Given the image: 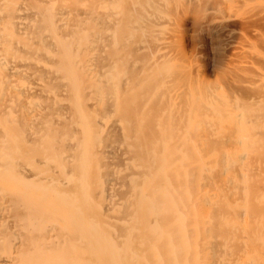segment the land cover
Here are the masks:
<instances>
[{"label": "bare ground", "instance_id": "6f19581e", "mask_svg": "<svg viewBox=\"0 0 264 264\" xmlns=\"http://www.w3.org/2000/svg\"><path fill=\"white\" fill-rule=\"evenodd\" d=\"M175 1L0 0V264H264V97L189 80Z\"/></svg>", "mask_w": 264, "mask_h": 264}, {"label": "rangeland", "instance_id": "374dc122", "mask_svg": "<svg viewBox=\"0 0 264 264\" xmlns=\"http://www.w3.org/2000/svg\"><path fill=\"white\" fill-rule=\"evenodd\" d=\"M180 2V0H177V1H175V2ZM183 1V0H182ZM184 1H186V0H184ZM202 1V0H201ZM200 1V3H203L204 1H202L201 2ZM206 1V0H205ZM211 1V2H210ZM212 1H214V0H209V2L210 3H212ZM172 2H174V0H172ZM179 2L178 3H176V5H178L179 4ZM187 2V1H186ZM185 2V3H186ZM207 2V1H206ZM208 2V3H209ZM181 4H183L184 2H180ZM188 4L190 3V2H187ZM172 4V3H171ZM175 3H173V5H174ZM184 5H187V4H184ZM190 5L192 6V4L190 3ZM202 5V4H201ZM209 4H204V5H202L203 7L205 6V8L208 6ZM212 6H208L207 7V9H206V11H205V8H204V11H202L203 10V8H200V10H201V12H202V14H203V12H206V13H204V15H203V18L200 16V22H201V24H200V22L198 21V23H197V19L196 20H194V18H196V16H195V13H194V15H193V12H196V10H193L192 9V7H190V6H188L187 5V7H189L188 8V10H186V9H183V8H185V7H182L181 5H179V7L181 8H179L178 6L176 7V8H178V9H176V13L174 12L175 10H174V6H172L171 7V11H170V13H169V15L167 16L166 15V13H168L167 11H165V15L167 16V17H169L168 19L170 20V17H171V15H172V17H171V20L172 21H169L168 23L169 24H166V25H171L174 21H175V19L177 18V16H178V20H176L174 23V26L175 27H173V24L170 26L171 28H169L167 31H170L168 34L170 35V36H168V34H166V36H164V34L165 33H160V35H162L163 36V39H167L168 37H171L172 36V33H173V36L175 35V33L174 32H176L177 34L174 36L175 38H177L178 37V40H177V42L176 41H174L175 39L173 38H168L167 40H165V41H167V43H169V41L170 42H172L173 44H171V43H169V44H171L169 47H173L174 46V50H175V53L177 54V52L179 51V52H181L180 51V49L182 50V52L181 53H184V56L185 57H182L181 58V56H182V54H180V53H178L177 54V58L175 59V60H179L178 59V55H179V58L181 59V61L182 62H180V63H183V61L186 59V61L188 62V60L190 59L191 60V62H190V60H189V64H191V63H193V65H191V67H190V69H188L189 67L187 66V68H186V66L185 65H187V62L185 61L184 63L185 64H183V67L181 66V64H178V65H180V67H182L183 69H187L188 71H185V72H190L191 70V72L190 73H192L193 71H194V73H192L191 75H190V79L189 80H191V81H193L194 83L196 82V80H198V79H204L205 77H206V79H208L209 81H206V80H204V81H206V83L207 82H211L210 84L211 85H213V86H215L217 89V91L219 92V94H218V98L219 99H224V100H226L227 98L229 99V101L231 102H233L234 101V107L236 108L234 111H239L238 109L240 108V110H244L245 109V106H246V104H247V102H246V104H245V100H247L248 98L247 97H249L248 95L250 94V93H254V91H255V94L253 95V93H252V97L253 96H255L256 94L257 95H262V96H258V97H260L259 99H261L262 97H264V94H262L263 93V90H264V87H263V82H262V78H260V77H262V76H260V74H256L257 72L259 73H261V72H263L264 73V69H262L263 68V66L261 65L262 63L264 64V57H262V56H264V55H259L260 53H262V52H264L263 50H264V0H216V2H214V4L212 3L211 4ZM214 5V6H213ZM194 6V5H193ZM199 7H200V5H198ZM194 7H196V6H194ZM196 9V8H195ZM173 10V11H172ZM182 11V13H183V15H182V13H180L181 11ZM187 12H186V11ZM189 10H191V11H193V12H189ZM199 10V8L197 9V15H200V14H198V12H200V11H198ZM178 11H180V12H178ZM180 13V14H179ZM186 13V14H185ZM185 14V15H184ZM190 14V15H189ZM192 14V15H191ZM211 16H210V15ZM173 15H175V16H173ZM177 15V16H176ZM180 15H181V17H182V19L180 18ZM209 15V16H208ZM165 16V17H166ZM195 16V17H194ZM206 16V17H205ZM209 17V19L212 21V23L210 22V20L208 19V17ZM167 17H166V19H167ZM174 17V18H173ZM186 17V18H185ZM189 17V18H188ZM205 17V18H204ZM211 17V18H210ZM191 18H193L192 19V21H191ZM198 18V17H197ZM202 18V19H201ZM163 19V21H164V18H162ZM168 19L167 20H165V21H168ZM174 19V20H173ZM198 19V20H199ZM209 20V22L210 23H208V20ZM139 21H141L142 19L140 18V19H138ZM180 20V21H179ZM177 21H179V23L177 22ZM182 21H184V22H182ZM190 21V22H189ZM193 21H196V24H197V26H196V29H195V25H192L193 24ZM191 22H192V24H191ZM164 23V22H163ZM166 23V22H165ZM176 23H178L180 26H178V24H176ZM182 23H184V24H182ZM186 23V24H185ZM189 23V24H188ZM206 23V24H205ZM192 25V27H194V28H192L191 27V25ZM195 24V23H194ZM198 24H200V28H199V25ZM203 24V25H202ZM218 25V27H216V28H214L215 26H217ZM163 25V27H162V32H164V28H165V26H164V24H162ZM206 25H209V27L210 26H212L213 27V31L214 32H212V33H209L208 32V30L207 29H205L206 27H208V26H206ZM222 25V26H221ZM184 26H186V27H184ZM220 26V27H219ZM183 27V28H182ZM188 27V28H187ZM203 29H202V28ZM167 28V27H166ZM178 28H180V31L179 30H177ZM185 28V29H184ZM190 28V29H189ZM198 28H199V30H198ZM222 28V29H221ZM164 29V30H163ZM192 29H194V30H192ZM215 29V30H214ZM217 29H219V30H217ZM190 30V31H189ZM196 30V31H195ZM206 30V31H205ZM173 31V32H172ZM178 31H179V34L180 33H182L183 34V36H182V34L180 35L181 37H179V34H178ZM183 31V32H182ZM191 31H192V34L190 35V33H191ZM194 31H195V33H194ZM197 31H198V34H197ZM217 33H216V32ZM165 32H166V30H165ZM187 32H188V34H187ZM194 33V34H193ZM201 33V34H200ZM209 33V34H208ZM197 34V36H195ZM215 35V36H214ZM199 36V37H198ZM202 36V37H201ZM217 36V37H216ZM167 37V38H166ZM181 39V41H180V39ZM191 38V39H190ZM217 38V39H216ZM171 39H172V41H171ZM194 39H195V41L196 40H198V41H196L197 43H193V42H195L194 41ZM183 40V41H182ZM212 40V41H211ZM216 40V41H215ZM219 41V42H218ZM221 41V42H220ZM178 42H180V43H178ZM193 44H192V43ZM176 43H177V45H179L178 47H177V45H176ZM219 43V44H218ZM168 44V45H169ZM175 44V45H174ZM213 44V45H212ZM221 44V45H220ZM192 46V47H191ZM180 47V49L178 50V49H176V48H179ZM217 47V48H216ZM221 47V48H220ZM220 49H222V50H220ZM254 49V50H253ZM256 49H257V51H260V52H255L254 53V51H256ZM178 50V51H177ZM199 50V51H198ZM216 50V51H215ZM223 51V52H222ZM250 52V53H249ZM252 52V53H251ZM254 53V54H253ZM259 53V54H258ZM249 54L251 55V57L249 56ZM258 56H257V55ZM264 54V53H263ZM138 56H139V54H137ZM213 55V56H212ZM237 55V56H236ZM254 57H253V56ZM187 56V57H186ZM219 56V57H218ZM222 56H223V58H222ZM214 57H215V59H214ZM216 57H218L219 58V62L218 63H220L221 62V60H222V62L220 63V65L217 63V65H216V60L218 59V58H216ZM252 57H253V60H252ZM255 57H260L259 59H261V63H259V61H258V59L257 58H255ZM184 58V59H183ZM188 59V60H187ZM209 59H212L211 61L209 60ZM221 59V60H220ZM224 59V60H223ZM249 59H251V60H249ZM193 60V61H192ZM207 60V61H206ZM209 60V61H208ZM180 61V60H179ZM178 61V62H179ZM213 61V62H212ZM248 61H251L252 62V64H255V66H248V65H250V64H247V65H245L246 63H250V62H248ZM215 62V63H214ZM254 62V63H253ZM175 63H176V61H175ZM212 63V64H211ZM245 63V64H244ZM194 64H196V65H194ZM199 65V67H198V65ZM251 64V65H252ZM257 64H258V69L256 68H254V67H256L257 66ZM259 64L261 65V66H259ZM207 65V66H206ZM212 65H213V67H212ZM214 65H215V68H214ZM245 65V66H244ZM193 66V67H192ZM198 67V69H196L197 67ZM235 66H237V67H235ZM238 66H241V67H243V68H241V67H238ZM194 67H195V69H194ZM234 67H235V69H234ZM244 67H246L247 68V70H243V69H246V68H244ZM262 67V68H261ZM238 68H241V69H238ZM263 70H261V69ZM185 69V70H186ZM194 69V70H193ZM215 69V70H214ZM190 70V71H189ZM198 71V72H196V71ZM202 70V71H201ZM241 70V72H239ZM248 70H250V72L248 73L247 71ZM201 71V72H200ZM212 71V72H211ZM242 71H245V72H242ZM251 71L254 73V74H256V75H254L253 73H251ZM239 72V73H238ZM246 72H247V74H246ZM195 73H197V76H196V74ZM201 73V74H200ZM238 73V74H237ZM188 73H186V75H187ZM195 75V78L196 77H198V79H195L194 77H192V75ZM232 74H234V76L232 75ZM238 75V77H237V75ZM249 74H250V76H249ZM189 75V74H188ZM187 75V76H188ZM193 75V76H194ZM199 75V76H198ZM200 75H201V77H200ZM244 77H247V78H243V76ZM204 76V77H203ZM225 76V77H224ZM227 76V77H226ZM230 76H231V78L233 79V77L235 78V76L238 78V80H237V78H235V81H234V79L232 80V81H229L228 80V78H230ZM240 76V77H239ZM251 78L250 80H249V77ZM258 76H259V78H258ZM253 77V78H252ZM192 78V79H191ZM193 78L195 79V81L193 80ZM258 78V79H257ZM228 80V82L227 81H225V82H223V80ZM246 79H248L249 81H250V83H251V80H253L254 81V85L253 84H248L247 82H248V80H246ZM257 79V80H256ZM260 79V80H259ZM231 80V79H230ZM238 81H240V82H238ZM245 81H247V82H245ZM258 81V83H256ZM260 81V82H259ZM217 82V83H216ZM230 82H231V84H230ZM232 82H234L233 84H232ZM235 82H237V83H235ZM262 82V83H261ZM222 83V84H221ZM226 83V84H225ZM219 84V85H218ZM261 84V85H260ZM217 85V86H216ZM235 85H237V86H235ZM249 85H253L252 87L254 88V90L252 91V92H249V91H247V93H249V94H247V93H242L241 91L243 90H240V88H241V86L242 87H246V86H249ZM257 85V86H256ZM229 86V87H228ZM233 86H235V87H233ZM237 87V88H236ZM234 88H235V90H234ZM232 89V90H231ZM263 89V90H262ZM221 90H223V91H221ZM246 90V89H245ZM262 90V91H261ZM241 92V93H240ZM262 92V93H261ZM237 94V95H236ZM245 94L247 95V96H245ZM250 96H251V94H250ZM254 99H256L257 101L259 100L258 98H256V96L255 97H253ZM237 99V100H236ZM244 100V101H243ZM255 100V101H256ZM247 101H249V100H247ZM256 101V102H257ZM263 101V102H262ZM242 102V103H241ZM244 102V103H243ZM255 102V103H256ZM235 103H238L239 105H236ZM252 103V102H251ZM254 103V104H255ZM259 103H262V105L264 106V99L263 100H260L259 101ZM242 104H245V106L244 107H242ZM256 104H258V102L256 103ZM261 105V104H260ZM239 106V107H238ZM249 106H251V104H249ZM252 106H255V105H253V103H252ZM256 106H258V105H256ZM263 106H261L260 107V110H261V112L264 110V108H262ZM247 107V106H246ZM248 108V107H247ZM251 107H249V109H250ZM259 108V107H258ZM252 109L254 110V108L252 107ZM257 109V108H256ZM245 110H247V109H245ZM249 112H251V111H249ZM254 112H257V110L256 111H254ZM259 112V111H258ZM258 115H260V113L258 114ZM248 140V139H247ZM258 140V139H257ZM264 140V139H263ZM263 140H261L260 139V141L259 142H256V141H253V137H252V142H249L248 144H251L252 143V147H250L249 145V147L251 148V150H253V148L255 147V146H257L256 144H258V143H261V142H263ZM254 143V144H253ZM254 146V147H253ZM249 147L247 148V149H244V150H246L245 152L246 153H248L247 151H249L248 149H249ZM255 149V148H254ZM251 152H253V151H250L249 153H251ZM248 153V154H249Z\"/></svg>", "mask_w": 264, "mask_h": 264}]
</instances>
